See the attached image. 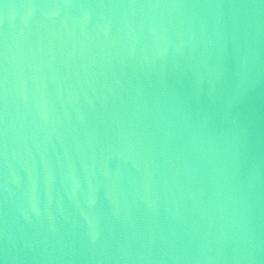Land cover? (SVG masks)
<instances>
[{
	"label": "water",
	"instance_id": "obj_1",
	"mask_svg": "<svg viewBox=\"0 0 264 264\" xmlns=\"http://www.w3.org/2000/svg\"><path fill=\"white\" fill-rule=\"evenodd\" d=\"M0 264H264V0H0Z\"/></svg>",
	"mask_w": 264,
	"mask_h": 264
}]
</instances>
